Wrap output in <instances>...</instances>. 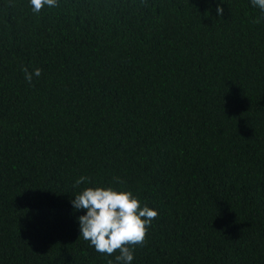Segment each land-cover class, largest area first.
Returning <instances> with one entry per match:
<instances>
[{"label": "trees", "instance_id": "16d2710c", "mask_svg": "<svg viewBox=\"0 0 264 264\" xmlns=\"http://www.w3.org/2000/svg\"><path fill=\"white\" fill-rule=\"evenodd\" d=\"M262 15L251 0H0V264H116L71 203L98 186L159 212L132 264H264Z\"/></svg>", "mask_w": 264, "mask_h": 264}, {"label": "clouds", "instance_id": "9594fccd", "mask_svg": "<svg viewBox=\"0 0 264 264\" xmlns=\"http://www.w3.org/2000/svg\"><path fill=\"white\" fill-rule=\"evenodd\" d=\"M253 7L259 8L264 13V0H251ZM34 14H39L45 7L54 8L58 6V0H30ZM220 16H223L224 9L217 8ZM264 20V15L253 20L259 24ZM25 80L31 83L33 77H40V68L29 72L22 68ZM116 184L124 182L114 177ZM91 183V177L81 176L73 187L81 184ZM75 210L86 212L78 218L81 237L101 255L115 256L116 264H132L134 250L138 246H144L148 238L149 229L159 212L147 205H142L140 198L132 191L117 189L114 186L108 187H87L75 195L71 201ZM108 264H113L109 260Z\"/></svg>", "mask_w": 264, "mask_h": 264}]
</instances>
